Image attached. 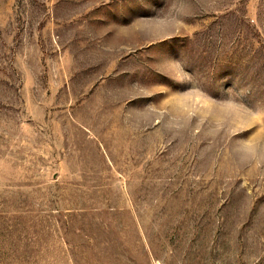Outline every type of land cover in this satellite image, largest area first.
<instances>
[{
  "label": "rangeland",
  "instance_id": "obj_1",
  "mask_svg": "<svg viewBox=\"0 0 264 264\" xmlns=\"http://www.w3.org/2000/svg\"><path fill=\"white\" fill-rule=\"evenodd\" d=\"M0 264H264V0H0Z\"/></svg>",
  "mask_w": 264,
  "mask_h": 264
}]
</instances>
